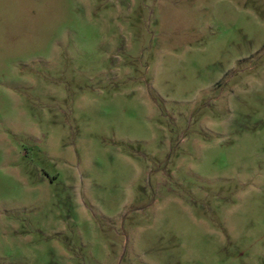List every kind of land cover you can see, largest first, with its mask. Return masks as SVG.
Listing matches in <instances>:
<instances>
[{
    "label": "rangeland",
    "instance_id": "rangeland-1",
    "mask_svg": "<svg viewBox=\"0 0 264 264\" xmlns=\"http://www.w3.org/2000/svg\"><path fill=\"white\" fill-rule=\"evenodd\" d=\"M0 264H264V0H0Z\"/></svg>",
    "mask_w": 264,
    "mask_h": 264
}]
</instances>
